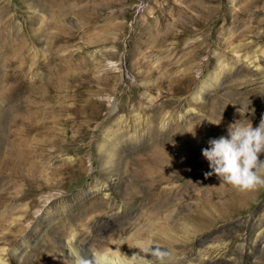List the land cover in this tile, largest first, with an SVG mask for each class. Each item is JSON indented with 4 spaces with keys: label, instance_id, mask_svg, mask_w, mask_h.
<instances>
[{
    "label": "rangeland",
    "instance_id": "rangeland-1",
    "mask_svg": "<svg viewBox=\"0 0 264 264\" xmlns=\"http://www.w3.org/2000/svg\"><path fill=\"white\" fill-rule=\"evenodd\" d=\"M22 41L48 114L21 107L24 92L6 112L0 88V256L72 264L75 235L131 258L135 234L172 264H264V188L221 209L232 187L202 156L264 118V0H0V79ZM89 93L97 110L71 111Z\"/></svg>",
    "mask_w": 264,
    "mask_h": 264
},
{
    "label": "clouds",
    "instance_id": "clouds-1",
    "mask_svg": "<svg viewBox=\"0 0 264 264\" xmlns=\"http://www.w3.org/2000/svg\"><path fill=\"white\" fill-rule=\"evenodd\" d=\"M264 118L257 127L251 122L235 121L227 128V135L208 141V147L202 149V156L208 162L211 171L206 176L215 175L221 184H226L239 192L256 191L264 188ZM220 184V185H221ZM76 236L68 241V250L73 256V264H172L170 250L154 244L151 237L136 238L130 248L139 249V253L128 258L119 249H98L90 251L91 257L82 254L76 245ZM120 255L114 257L113 252ZM0 264H9V258L0 256Z\"/></svg>",
    "mask_w": 264,
    "mask_h": 264
},
{
    "label": "bare ground",
    "instance_id": "bare-ground-1",
    "mask_svg": "<svg viewBox=\"0 0 264 264\" xmlns=\"http://www.w3.org/2000/svg\"><path fill=\"white\" fill-rule=\"evenodd\" d=\"M60 38L61 39H67L69 40L70 36H68L67 28L65 25H62L60 28ZM4 40V39H3ZM17 49V48H16ZM36 52L28 51L26 44L24 41L20 42L17 54L7 60V67L4 76L0 79V88L2 90V98H3V104L6 107V112L11 113V109L15 106V100L16 98L24 92L26 94V99L20 104L21 107H24L30 112L31 108L32 111L30 112V115H36L39 111L42 113H47V107H46V98H48V95L50 94L49 91L43 90V88L40 86L41 79H36L32 77H28L29 74L32 73V66L33 64H36ZM34 56V57H33ZM54 59H59L57 57H53ZM61 61L65 63L67 60L66 56L60 57ZM31 63V64H30ZM93 68H96L95 66L91 67V70ZM35 69V68H34ZM88 69V71H91ZM62 76H66L65 73H63ZM34 77V76H33ZM2 83V84H1ZM40 86V87H39ZM94 93H89L87 95L81 94V97L79 100H77L73 107H71V111L73 112H83L86 110H89L91 112H95L98 108L99 101L94 98ZM82 102V104H80ZM38 109V110H36ZM11 110V111H8ZM53 113H55L58 108L51 109ZM61 110V107H60ZM2 115V114H1ZM45 121H42L41 124L37 123V121H26L24 123V129L27 132H32L35 129L39 128H45ZM161 152V151H160ZM162 159L167 160L170 156L166 153L161 152ZM160 159V156L156 155L154 156V160L157 161L156 163H160L161 161H158ZM256 191H250V192H239L235 190L234 188H230L228 191H221L220 197L218 200V204L220 208L228 210V209H234L239 205H244L246 203H249L253 197L256 195ZM172 197L173 193L169 191V194L160 191L156 193V198L161 203H172ZM170 217L174 216L173 213L169 212ZM196 232V230L194 231ZM70 238V237H69ZM81 242L78 243V239H76V245L80 248L82 254L86 257H91V253L89 252V239L87 236L81 237ZM69 241V240H68ZM68 241L66 242V247L68 250ZM17 250V249H16ZM89 250V251H88ZM68 259L73 264V256L69 252L67 253ZM114 257H116L114 255ZM9 258V264H12L13 260L12 257ZM213 263V262H212Z\"/></svg>",
    "mask_w": 264,
    "mask_h": 264
}]
</instances>
